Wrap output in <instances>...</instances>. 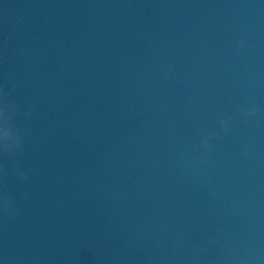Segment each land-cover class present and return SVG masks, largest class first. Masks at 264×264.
<instances>
[{
  "label": "water",
  "instance_id": "95a60500",
  "mask_svg": "<svg viewBox=\"0 0 264 264\" xmlns=\"http://www.w3.org/2000/svg\"><path fill=\"white\" fill-rule=\"evenodd\" d=\"M5 197L0 264H264V0H0Z\"/></svg>",
  "mask_w": 264,
  "mask_h": 264
},
{
  "label": "clouds",
  "instance_id": "9594fccd",
  "mask_svg": "<svg viewBox=\"0 0 264 264\" xmlns=\"http://www.w3.org/2000/svg\"><path fill=\"white\" fill-rule=\"evenodd\" d=\"M4 153L19 155V154H22V147L19 150H17L16 152H9L6 149L4 151ZM18 168L19 167L15 168L13 171L15 172L16 169H18ZM24 179H26V176H24ZM10 205H11V202H10V200L7 197L3 198V200L0 201V209H2L4 214L9 216V217H11V216H13L15 214L14 209L12 207H11V210H10Z\"/></svg>",
  "mask_w": 264,
  "mask_h": 264
}]
</instances>
